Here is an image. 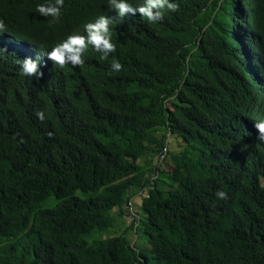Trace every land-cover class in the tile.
Wrapping results in <instances>:
<instances>
[{
  "label": "trees",
  "instance_id": "1",
  "mask_svg": "<svg viewBox=\"0 0 264 264\" xmlns=\"http://www.w3.org/2000/svg\"><path fill=\"white\" fill-rule=\"evenodd\" d=\"M45 2L0 0V264H264V0H169L155 23L126 13L115 51L89 45L75 67L48 52L120 15L64 0L53 21ZM25 58L41 76L21 74ZM146 187L139 247L127 206Z\"/></svg>",
  "mask_w": 264,
  "mask_h": 264
},
{
  "label": "clouds",
  "instance_id": "2",
  "mask_svg": "<svg viewBox=\"0 0 264 264\" xmlns=\"http://www.w3.org/2000/svg\"><path fill=\"white\" fill-rule=\"evenodd\" d=\"M64 0H46L45 3L37 4L36 10L43 16H51L53 21L58 20L61 16V9ZM109 8L115 9L121 17L126 13H135L138 11L147 21L155 23L163 19L164 9L175 12L177 5L169 2V0H143V4L133 8L129 0H108ZM155 9V11H153ZM52 21H50L51 23ZM5 28L3 20H0V32ZM87 36L78 34H70L49 52L48 58L63 67L65 64H71L73 67L84 63L83 54L91 45L97 52L102 53L101 59H107L109 54L115 51V45L111 42V33L109 30V20L106 16L101 15L94 22L84 25ZM40 61L32 58H25L20 63L21 74L25 76H41ZM111 69L119 72L122 64L113 59L111 61ZM39 119H44L42 112H37ZM255 128L258 130L257 139L264 141V120L254 122ZM219 199H227V193L223 190L216 193Z\"/></svg>",
  "mask_w": 264,
  "mask_h": 264
},
{
  "label": "rangeland",
  "instance_id": "3",
  "mask_svg": "<svg viewBox=\"0 0 264 264\" xmlns=\"http://www.w3.org/2000/svg\"><path fill=\"white\" fill-rule=\"evenodd\" d=\"M125 16V15H124ZM124 16L123 17H121V16H118V17H116L115 19H113L112 21H110L109 22V27H111V25L114 23V22H116L117 20L119 21L120 19H122V18H124ZM1 39V38H0ZM171 138H173L172 139V143L176 140V137L175 136H173V137H171ZM179 143V142H178ZM172 148H173V150L174 149H178V148H180L179 146H178V144H176V145H174V143H173V146H172ZM168 190V189H167ZM142 199H143V197L141 196L139 199H137V207H138V204H140L141 202H142ZM55 206V201H53V200H51V201H48V202H46V203H44V205H43V207L44 208H53ZM141 210V208L139 207V211ZM140 213H142V211L140 212ZM127 223L122 219V218H120L119 217V219H118V223H117V231H116V234H121V233H123L125 230H126V228H127ZM135 230L136 229H134V227H133V231L131 232V242L133 243V245L135 244V242L137 241V245L139 246V247H141V246H143L146 242H147V238L145 237V235L142 233V231H140L139 232V235H137L136 234V232H135ZM98 238V237H97ZM96 238V239H97ZM100 239H102V240H108L109 239V237H107V236H103V237H101ZM91 241H94L95 239H90Z\"/></svg>",
  "mask_w": 264,
  "mask_h": 264
},
{
  "label": "built area",
  "instance_id": "4",
  "mask_svg": "<svg viewBox=\"0 0 264 264\" xmlns=\"http://www.w3.org/2000/svg\"><path fill=\"white\" fill-rule=\"evenodd\" d=\"M167 153H168L167 149H164V151L161 152V155L159 156V160L161 162L164 161V159L167 156ZM151 175H152V185H154L155 182L157 181V179L159 178V173L157 172V173H153ZM149 192H150V188L149 187L144 188L141 191V193L138 195V197L133 198V199L130 200V202L128 203V206H127V212H128L129 218L132 221L131 223L135 226V229H136L135 232H136L137 235H138L137 230H138V227H139L140 222H141V215L139 214L138 208H137V199H139L141 196L143 197V199L145 197H148L149 196ZM136 242H135V244H136Z\"/></svg>",
  "mask_w": 264,
  "mask_h": 264
},
{
  "label": "bare ground",
  "instance_id": "5",
  "mask_svg": "<svg viewBox=\"0 0 264 264\" xmlns=\"http://www.w3.org/2000/svg\"><path fill=\"white\" fill-rule=\"evenodd\" d=\"M42 54H44V53H42ZM235 144V143H234ZM94 236V235H93Z\"/></svg>",
  "mask_w": 264,
  "mask_h": 264
}]
</instances>
